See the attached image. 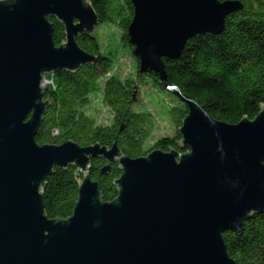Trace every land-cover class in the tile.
<instances>
[{
	"label": "water",
	"instance_id": "1",
	"mask_svg": "<svg viewBox=\"0 0 264 264\" xmlns=\"http://www.w3.org/2000/svg\"><path fill=\"white\" fill-rule=\"evenodd\" d=\"M128 28L141 72L165 80L163 59L188 39L218 34L241 3L131 0ZM56 19L64 28L53 41ZM99 24L90 0H0V264H236L224 233L241 235L264 213V105L253 120L228 124L180 97L187 115L181 150L153 149L130 158L113 144L73 140L39 145L51 102L43 78L94 64L76 39ZM116 163V197L104 201L90 177L91 159ZM55 167L75 169L72 214L50 219L43 193Z\"/></svg>",
	"mask_w": 264,
	"mask_h": 264
},
{
	"label": "trees",
	"instance_id": "2",
	"mask_svg": "<svg viewBox=\"0 0 264 264\" xmlns=\"http://www.w3.org/2000/svg\"><path fill=\"white\" fill-rule=\"evenodd\" d=\"M219 1L239 2L242 8L225 18L220 33L197 34L187 40L176 58L163 59L164 82L153 72H141L139 60L133 55L137 78L148 77L157 94L170 98L167 114L173 126L171 135L153 137L156 119L139 99L137 78L121 77L115 70L116 53L105 48L94 31L81 33L76 41L86 53L96 57V62L75 73L60 70L51 75L52 84L44 95L51 105L36 142L59 145L73 140L80 146L98 143L108 147L116 144L130 158L153 149H173L181 154L184 150L179 144V128L187 115L181 96L228 124H237L243 118L253 120L264 105V0ZM90 2L99 20L97 26L115 27L117 39L133 52L128 38L134 12L131 0ZM50 21L53 41L58 46L65 39L64 28L56 19ZM170 88H175L180 97ZM88 110H93V115ZM150 141L152 146L147 145ZM106 165L101 158L91 159L89 174L98 182L103 200L111 201L117 195L113 182L120 171L116 163H110L109 170L102 173ZM74 173L73 167H55L47 179L43 202L50 219H65L72 214L78 197ZM223 237L227 253L236 264H264V213L247 220L241 235L226 232Z\"/></svg>",
	"mask_w": 264,
	"mask_h": 264
},
{
	"label": "rangeland",
	"instance_id": "3",
	"mask_svg": "<svg viewBox=\"0 0 264 264\" xmlns=\"http://www.w3.org/2000/svg\"><path fill=\"white\" fill-rule=\"evenodd\" d=\"M95 33L101 38L102 44L105 48H111L117 55V63L115 70L121 75L126 77L134 75L137 78L135 71V61L131 50L117 39V29L110 24L97 26ZM115 36V39L112 37ZM113 39V40H112ZM145 78V79H144ZM137 78L139 86V99L142 105L150 110L156 119V130L153 137L168 136L173 132L169 116L167 114V106L170 103V98L164 93H158L152 89L148 77ZM44 85L47 87L52 84L51 76L43 78ZM99 108L103 107L98 105ZM104 111H106L104 109ZM93 110H88L90 115H93ZM153 142H148V146H152Z\"/></svg>",
	"mask_w": 264,
	"mask_h": 264
}]
</instances>
